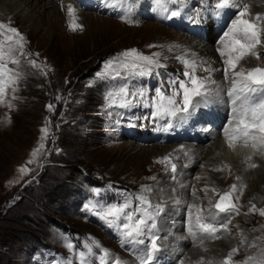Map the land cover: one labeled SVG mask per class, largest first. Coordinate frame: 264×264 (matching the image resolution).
I'll list each match as a JSON object with an SVG mask.
<instances>
[{
	"label": "rangeland",
	"instance_id": "obj_1",
	"mask_svg": "<svg viewBox=\"0 0 264 264\" xmlns=\"http://www.w3.org/2000/svg\"><path fill=\"white\" fill-rule=\"evenodd\" d=\"M70 1L79 11L82 31L68 29L66 10ZM79 1L85 2L93 11L78 8L75 0H52L61 19L59 24H54L52 15H48L51 23L46 29L34 30L15 11L0 12V23L19 30L26 40L24 51L30 54L26 59L21 57L18 70L22 73V79L15 93L16 99L12 98L9 90L4 97L5 102L0 103V264H51L54 257L73 256L65 247L66 239L80 245L88 237L95 238L128 264L131 258L121 253L95 225L94 219H101L85 208L90 201L117 203L115 201L122 200L123 194L128 192L121 185L130 186L131 190L150 186L154 191L145 194L153 204L163 203L165 210L170 208L181 212L174 214L171 223L170 216L166 219L163 214L167 213L162 214L159 226H165L166 231L160 228L161 237L167 239V235H188L187 231L180 229L184 212L187 213L185 225L188 223L187 205L195 204L207 212L218 196L230 191L233 184L236 185L235 175L229 177L226 167L225 175H215L212 168L206 177L205 162L213 157V153L201 154L200 165L191 168V171L188 169L185 177L182 176L184 178L179 175L188 161L178 158L181 152L171 155L170 158L178 164L176 180L168 174L170 167L166 169L165 164L157 163L163 155H149L143 163L134 159L136 153L123 143L125 140L128 144L127 137H120L121 132L134 125L129 121L130 110L108 107L106 96L121 84L133 89L147 86L149 88L140 89L153 96L157 87H150V84L155 83V72L147 77L145 68H142L140 79L135 78L129 70L117 79H98L97 73L102 70L106 60L132 48L148 56L159 53V63L177 65L184 73L186 69L177 57L185 58L194 46L183 34L145 20L148 17L161 19L153 0H134L132 18L137 21L134 24L122 22L118 18L122 12L105 6L104 0ZM261 3L258 7L264 10V2ZM251 10L254 8H249V12ZM259 11H253L248 18L251 19L253 13L259 14ZM45 14L48 13L44 12L41 17H45ZM148 25L151 31H147ZM261 27H264V22ZM155 30L161 34H155ZM258 49L262 50V58L252 57L251 61L256 66L264 67V43ZM208 50L212 55L217 52L216 46ZM33 59L39 67L33 68L27 63V60ZM251 61L245 59L241 65L253 68ZM216 66L221 71H217L212 78L224 85L226 81L222 70L225 65L221 56ZM197 75L204 77L208 74L198 70ZM8 103L13 107L9 108ZM48 105H53V110L50 111ZM45 127L48 128V136L41 140V129ZM41 143L45 145L44 150L34 159L31 153ZM146 148L156 150L158 147L150 144ZM30 160L33 162L28 163ZM21 168H26V173H21ZM209 177L215 185L209 186L203 179ZM253 180L257 185L252 183V176L242 185H237L238 189L242 186L243 191L238 199H234L239 214L232 216L229 231L221 229L219 239L183 243L184 248L176 252V255H180L184 249L180 260L190 250H201V255L185 264H197L201 259L204 264H208V261L219 264L232 248L239 249L232 258L234 264H242L250 256L259 257L261 249H264V217L258 212L250 213L249 208L252 204L257 209L264 208V191H257L261 176L257 175ZM181 188H184L183 192L178 191ZM94 189L99 192L94 193ZM212 189H217V194H213ZM171 194L181 199L187 197L188 201L181 200L179 205L167 201V197L174 200ZM235 196L236 193H233ZM242 238H246L244 244H241ZM171 243L178 244L173 240ZM159 244L161 247L168 245L164 239Z\"/></svg>",
	"mask_w": 264,
	"mask_h": 264
},
{
	"label": "snow or ice",
	"instance_id": "obj_2",
	"mask_svg": "<svg viewBox=\"0 0 264 264\" xmlns=\"http://www.w3.org/2000/svg\"><path fill=\"white\" fill-rule=\"evenodd\" d=\"M105 6L122 12L118 18L124 23H137L132 18V6L134 0H104ZM156 10L165 13L164 19H171L182 14L188 0H153ZM207 0H205V3ZM176 5L175 8L171 7ZM250 6L243 3V0H214L213 5H209L205 11H210L211 15L220 18L226 14L227 10H233L234 18L226 25L220 37V47L217 48L225 65L223 71L224 79L230 83L227 89V96L232 105L229 126L224 128V136L228 142V147L233 148L237 143L264 153V67L245 68L241 61L248 57L261 59L262 54L256 49L264 40V14H256L251 19L249 12ZM68 29L70 31H82L83 25L79 22V11L71 3L67 5ZM203 13L198 12L192 23H200ZM25 37L15 27L9 24L0 23V103H4L8 91L12 92V98L16 99L15 93L22 79V73L18 70L21 64V57L27 58L25 53ZM149 47H153L150 45ZM18 53V54H17ZM159 53L152 56L144 55L137 49L132 48L120 52L116 57H112L103 63L102 70L97 73L98 79H117L123 72L146 66L162 67L159 63ZM185 67L183 77L169 81L168 88L163 85L154 89V95L149 96L144 89H133L126 84L118 85L106 96L108 107L131 108L139 100L145 107L152 109L150 116L155 120H169L178 114H185L180 117L187 119L195 109L201 105H207L211 98L220 94V86L216 85L212 78V73L221 71L211 67L208 60H195L177 57ZM27 63L37 68L36 60H27ZM238 69V70H237ZM206 72L208 75L201 77L197 71ZM42 74L43 70L41 69ZM50 71V69H49ZM232 73L231 77L229 73ZM213 85H216L213 87ZM59 99V97H57ZM8 107L13 105L8 103ZM49 110H53V105H48ZM10 122V118H9ZM47 123V121H46ZM135 126V125H130ZM41 140L47 139L48 128L41 129ZM45 145L41 143L33 150V158L39 157ZM183 151V149H181ZM188 155L187 152L184 153ZM171 154L164 156L157 163L165 164L166 169L170 167L172 172L171 179L176 180L178 168L176 163L171 160ZM251 159V157H249ZM30 160L28 163H32ZM255 168V164L250 165ZM220 171L221 169H214ZM26 173V168L19 170ZM155 179V177H151ZM199 179V178H198ZM237 179H240L237 177ZM98 193V189L93 190ZM154 191L150 186H142L140 194L125 193L123 199L117 203L101 204L89 202L85 205L86 209L93 211L109 227H113L119 233L121 245H131L128 249L136 255L139 264H152L155 254L161 250L159 241L166 239L160 235L159 221L165 212V204H153L145 193ZM162 191V190H161ZM174 192L175 189H172ZM201 191L207 192L208 189ZM243 187L239 189L233 184L230 191H225L220 195V199L213 206L217 212L211 210L205 212L195 204L187 205L188 208V234L194 241L203 243L204 240H214L220 238L221 229L229 231L228 225L231 223L233 215L239 214L234 199L242 194ZM213 194H217V189H212ZM233 193L236 196L233 197ZM195 195V193H193ZM173 202L177 205L181 203L179 197H174ZM250 213L258 212L264 217V208L257 209L255 204L249 208ZM218 213H224V218H218ZM246 238H242L241 244L245 243ZM147 242V243H146ZM136 245H144L139 252ZM251 246L255 247V244ZM65 247L73 253L72 257L53 258L51 264H126L118 256H115L109 249L104 248L95 238L88 237L80 245L74 244L71 240H65ZM207 249H205L206 251ZM239 249L232 248L229 254L219 262V264H234L233 256L238 254ZM264 264V249H261L259 257H247L242 264ZM183 264V262H181ZM197 264H204L203 259ZM208 264H213L208 261Z\"/></svg>",
	"mask_w": 264,
	"mask_h": 264
},
{
	"label": "bare ground",
	"instance_id": "obj_3",
	"mask_svg": "<svg viewBox=\"0 0 264 264\" xmlns=\"http://www.w3.org/2000/svg\"><path fill=\"white\" fill-rule=\"evenodd\" d=\"M17 0H0V4L2 6L0 7V12L5 13V12H14L15 14L20 16L27 24H29L34 30H38L39 28H45L51 23L49 20L48 15H52L53 17V22L54 24H59V21L61 19L60 13L58 12L57 6L52 2V0H19V3H16ZM264 2V0H243V3H246L250 5V9L253 7L254 10H251L250 13H252L255 10H260L258 13L263 14L264 10L260 9L258 6L261 5ZM65 4V3H64ZM61 6V5H60ZM63 6V5H62ZM257 7V8H256ZM60 11V10H59ZM44 12H47L48 14H45V17H41V14ZM256 13H253L252 17L255 16ZM234 18V16L232 17ZM147 31H151L150 26L148 25ZM155 34H161L160 32H156ZM223 32H217L213 33L212 31L208 30L206 33L205 40H195L193 38H186L189 40L190 45L192 47L194 46L193 50L188 51V55L186 58L189 56V59H195L197 61L199 60H208L211 63V67L219 69L216 64L218 63L219 60V52L217 51L216 54L212 55L210 52V48L213 46H216V49L220 47V37L222 36ZM182 35V34H181ZM183 36V35H182ZM257 51V50H256ZM262 51V50H261ZM261 51H258L259 53H262ZM213 52V51H212ZM263 56V55H262ZM247 59H252L250 58ZM256 64L252 63L251 61V67H255ZM214 72L212 73L215 75ZM220 91L222 90V84L220 85ZM224 136H215L212 140L206 141V144H195V145H188V144H158L157 147H162L161 150H158V148L155 149H148V145L150 143H143L139 142L137 140H134L131 136H127V143L124 140V145L126 146L127 149H130L133 151L135 154V158L139 163H143L145 159L150 155L156 156H168L171 154L172 156H175L179 154L181 149L186 151L188 153L187 156H185L182 152L181 155H178V158L181 160H187L188 162L184 164L183 166V172L186 175V171L191 168H194L195 166H199L202 160L201 154H208V153H213V157L211 159H208L207 162H205L206 166V177H208V170L214 169H221L220 171H216V174H221L225 175V169L227 168L228 176H233L235 175L236 179V185L240 186L242 185V182L246 180L247 178L252 176V183L254 185H257L255 180H253L257 175L261 176L262 181L259 184V189L257 190L258 192H263L264 191V154L261 153L260 151L256 149H251L243 146H234L233 148L228 147V143H226L223 140ZM205 148H204V147ZM251 157V159H249ZM201 159V160H200ZM246 164V165H245ZM251 164H255L256 167L253 169L250 167ZM178 165V164H177ZM209 166V168H207ZM226 167V168H225ZM255 176V177H254ZM237 177H240V179H237ZM208 185H215V182L211 180V178H203ZM213 179V178H212ZM203 183V181H197V183ZM184 188L179 189L178 191L183 192ZM163 191V190H162ZM176 195V194H175ZM171 196L174 198V196L171 194ZM180 200H185L188 201L187 197L185 199ZM167 201H173L170 197H167ZM185 210V209H184ZM183 210V212H184ZM210 210V209H209ZM165 213L163 214L166 216V219L170 216L171 222H173L175 216L174 214H181V212L177 213V210H172L170 208H167L165 210ZM165 220V219H164ZM175 221V220H174ZM169 224V223H168ZM180 224V223H178ZM172 226V225H171ZM187 226V225H185ZM165 227V226H164ZM181 227V226H180ZM181 231H183V228H180ZM164 231H166V227L164 228ZM168 231V230H167ZM171 231V229H170ZM186 235V234H183ZM174 241L177 243H188V235L184 237H175L172 235H167V239H164L166 243H169V241ZM194 242V241H192ZM202 247V246H201ZM203 248V247H202ZM201 248V249H202ZM202 251L201 250H190L188 254L182 259L183 264L189 263L197 257V255H201ZM171 253V255H173ZM176 255V253H175ZM170 258V257H169ZM186 260V261H185ZM128 264H134L132 261L129 262Z\"/></svg>",
	"mask_w": 264,
	"mask_h": 264
}]
</instances>
